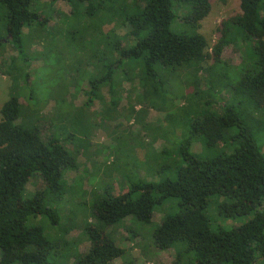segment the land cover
<instances>
[{"label": "trees", "instance_id": "1", "mask_svg": "<svg viewBox=\"0 0 264 264\" xmlns=\"http://www.w3.org/2000/svg\"><path fill=\"white\" fill-rule=\"evenodd\" d=\"M34 1L0 0V47L7 44L16 53L8 66L13 71L8 72L11 93L0 107V264H65L70 259L73 264H109L117 259L134 264L106 230L128 218L149 225L155 209L171 199L177 212L163 215L151 234L155 250L174 252L170 264H256L264 259V0H240L239 13L220 24L221 35L211 53L208 41L198 32L210 12V0H52L66 2L72 13L77 4L84 5L92 21L100 11L107 14L106 21L119 17L129 29L123 44L115 38L108 41L111 54L105 53L101 66L95 65L97 76L86 81V108L103 86L108 88L111 104L117 106L115 85L121 86L122 80L116 77L128 62L141 67L140 80L146 82L141 79L144 76L154 83L157 93V82L163 86L166 81L161 71L174 69L181 74L213 60L214 68L218 66L224 74L212 68L209 94L215 97L216 85L231 93L221 112L211 111L206 102L185 136L180 132L174 159L182 165L165 179L126 180L125 193L105 191L92 200L94 223L84 226L91 244L85 254L73 249L76 241L45 235L46 224L62 233L70 229L56 204L68 191L65 173L76 170L77 151H68L54 134L45 140L36 124L40 109L26 111L34 106L35 96L26 89L32 88V82L23 62L31 61L26 57L23 29L45 23L31 10ZM92 24L85 32H90ZM92 37L87 40L95 41ZM228 45L243 48L245 55L231 69L230 81L220 60ZM123 82L132 79L125 76ZM255 114L259 117L254 118ZM143 127L155 143L160 131L146 123ZM194 143L200 145L198 153L193 151ZM171 146L151 152L147 160L160 163ZM137 161L141 162L138 157ZM34 176L42 179L44 188L24 197ZM212 196L221 199L217 213L224 220L250 219L239 226H211L206 209Z\"/></svg>", "mask_w": 264, "mask_h": 264}, {"label": "rangeland", "instance_id": "2", "mask_svg": "<svg viewBox=\"0 0 264 264\" xmlns=\"http://www.w3.org/2000/svg\"><path fill=\"white\" fill-rule=\"evenodd\" d=\"M239 3L240 0H210V12L200 22L198 30L209 43V53L221 35L217 31L220 24L239 13ZM31 10L39 14L45 23L43 26L38 22L32 23L23 29L25 56L31 61L30 64L23 62V67L31 74L32 82V88L26 89L28 94L32 91L35 96L32 102L34 106H27L26 111L40 109V119L36 121L33 118V121H36L45 140L54 134L68 151H77L76 170L65 173L68 191L56 204L62 222L69 223L70 229L62 233L46 224L45 235L76 241L73 249L85 254L91 244L85 235L84 226L94 223L90 216L92 200H98L105 191L114 195L123 194L128 190L129 182L138 179L153 182L165 179L171 170L182 165L181 160L177 164L174 159L181 139L177 137L180 132L185 136L191 120L206 108V102L211 104L212 109L207 107L208 110L221 112L220 107L230 102L231 93L229 89L216 85L215 97L209 94L207 82L211 81L210 74L214 73L212 68L216 74L223 73V69L218 66L214 68L213 60L202 64L200 68L183 70L181 74L174 69L161 71L166 81L163 86L156 81L157 93L154 92V83L144 79V76L141 79L146 82L140 80L141 67H134L133 62H128L130 65L120 67L116 77L117 81L122 80L121 86L117 87L118 82L115 85L119 93L117 106L111 104L108 88L103 86L98 98L86 108V81L97 76L99 71L95 70V65L101 66L105 53L111 54L108 41L111 43L112 38H115L123 44L129 29L119 17L114 16L106 21L107 14L101 11L92 21L85 15L82 4H77L72 13L71 6L64 1L35 0ZM91 22L92 31L85 32ZM177 23L180 24L179 21ZM90 35L95 41L87 40ZM14 56L15 51L7 44L0 47V65L3 66L0 69V107L11 93L12 80L8 75V66ZM244 58L243 48L233 45L223 48L220 60L224 64L226 80L230 81L231 69L242 63ZM16 74L17 71L13 76ZM125 76L131 77L132 82H123ZM246 114L243 113L244 117ZM258 117L259 114H255L254 118ZM145 123L150 124L154 131H160L155 143L144 131ZM153 135V139L156 138L155 132ZM169 143L172 146L168 155L161 158L160 163L147 160L151 152L158 153ZM199 150V143H194L193 151L198 153ZM136 156L141 162L137 161ZM43 188L42 179L34 176L25 188L24 197ZM220 201L216 196L209 200L206 215L211 226H239L250 219H238L239 222L224 220L217 213ZM176 212L175 201L167 200L155 209L149 225L135 223L128 218L106 232L126 251L127 257L134 259V264H170L174 252L155 250L151 234L163 215ZM65 264H73V259ZM109 264H123V261L117 259ZM256 264H264V259H259Z\"/></svg>", "mask_w": 264, "mask_h": 264}]
</instances>
